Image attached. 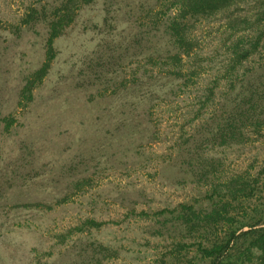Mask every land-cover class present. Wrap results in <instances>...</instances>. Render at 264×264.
<instances>
[{
	"label": "rangeland",
	"instance_id": "obj_1",
	"mask_svg": "<svg viewBox=\"0 0 264 264\" xmlns=\"http://www.w3.org/2000/svg\"><path fill=\"white\" fill-rule=\"evenodd\" d=\"M150 1L95 0L82 8L56 39L49 72L33 100L26 102L22 89L46 60L48 27L43 22L21 24L27 6L39 5V0H0V264H67L71 256L62 252L82 251L92 240L118 253L110 259L98 254L90 264H152L164 249L154 225L136 218L72 236L66 245L56 242V234L86 217L117 220L130 208L174 205L197 191V183L182 173L193 167L195 156L177 158L172 148L184 121L180 109H172L181 101L157 105L156 100L153 114L136 112L134 122L141 123L142 132L135 140H119L116 130L127 117L122 103L128 107L136 99L120 82L133 79L132 54L152 45L139 40L146 29L141 9ZM195 32L204 51L211 52L219 40L218 25H200ZM101 69L106 77L96 76ZM147 70L140 66L136 73L142 83L149 79ZM197 122L201 126L199 120L186 126L184 139ZM257 137L252 134L244 145L206 151L202 157H217L222 173L256 167L255 159L264 156V137ZM162 157L165 163H160ZM83 178L90 183L76 187ZM64 196H69L67 202L51 210L15 206L27 201L54 204Z\"/></svg>",
	"mask_w": 264,
	"mask_h": 264
},
{
	"label": "trees",
	"instance_id": "obj_2",
	"mask_svg": "<svg viewBox=\"0 0 264 264\" xmlns=\"http://www.w3.org/2000/svg\"><path fill=\"white\" fill-rule=\"evenodd\" d=\"M39 1V5L30 3L21 17L23 26L43 22L48 27L46 60L22 89L26 102L33 100L34 90L49 72L56 56V39L75 22L80 10L95 0ZM142 7L140 19L143 25L146 19V29L139 40L152 45L132 54L136 68L129 82L133 83L120 82L136 99L128 107L122 103L127 117L117 124V134L119 140H135V134L142 132L141 123L134 122L139 115L136 112L153 114L156 100L157 105L161 100L169 105L181 101L182 105L172 109H180L184 117L172 148L177 150V158L195 156L193 167L182 173L197 183V191L174 205L140 211L130 208L117 220L86 217L56 234V242L66 245L72 236L136 218L153 224L154 236L165 242L152 264H264V156L255 159L256 167L252 164L236 174L218 171L217 157H202L206 151L244 145L252 134L258 140L264 137V0H152L147 8ZM212 22L220 30L219 40L211 52H205L195 31ZM140 66L148 67L145 83L136 74ZM96 72L97 77L108 74L105 69ZM138 91L143 92L141 99ZM197 120L204 126L197 122L193 133L184 139L186 126ZM166 161L162 157L160 163ZM200 179L205 181L197 182ZM89 183L83 178L75 186ZM68 199L64 196L54 204L27 201L15 206L51 210ZM88 242L82 251L62 252L71 256L67 264H90L98 254L110 259L118 253L110 245Z\"/></svg>",
	"mask_w": 264,
	"mask_h": 264
}]
</instances>
